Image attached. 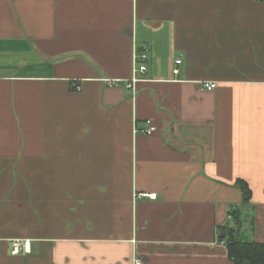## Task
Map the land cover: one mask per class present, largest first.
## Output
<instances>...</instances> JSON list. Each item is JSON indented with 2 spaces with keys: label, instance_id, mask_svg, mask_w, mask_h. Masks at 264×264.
Returning a JSON list of instances; mask_svg holds the SVG:
<instances>
[{
  "label": "crops",
  "instance_id": "0c3cea01",
  "mask_svg": "<svg viewBox=\"0 0 264 264\" xmlns=\"http://www.w3.org/2000/svg\"><path fill=\"white\" fill-rule=\"evenodd\" d=\"M231 208L264 242V0H0V264H234Z\"/></svg>",
  "mask_w": 264,
  "mask_h": 264
},
{
  "label": "trees",
  "instance_id": "16d2710c",
  "mask_svg": "<svg viewBox=\"0 0 264 264\" xmlns=\"http://www.w3.org/2000/svg\"><path fill=\"white\" fill-rule=\"evenodd\" d=\"M237 185L240 186L243 191L244 201H249L251 199V189L249 185L243 180H239ZM229 214L232 216V220L235 221V226H225L224 229H226L228 233L225 237H221V240L226 244L228 257L234 264H264V242L239 239L237 237V232L241 220L240 210L231 208Z\"/></svg>",
  "mask_w": 264,
  "mask_h": 264
},
{
  "label": "built area",
  "instance_id": "2783aa9c",
  "mask_svg": "<svg viewBox=\"0 0 264 264\" xmlns=\"http://www.w3.org/2000/svg\"><path fill=\"white\" fill-rule=\"evenodd\" d=\"M149 53H150V48L149 45L144 43L142 44L136 51H135V68H134V72L135 73H145L148 69L147 66V61L149 59ZM176 65L181 64L182 63V59L178 58L175 60ZM173 72L175 74L180 73V69L178 66H176L173 69ZM139 79L135 76L132 78L131 83L128 84L129 87H133L134 83L136 81H138ZM114 84H119V80H114L113 81ZM203 86L205 88H207L208 90H212L217 86L216 81H205L203 82ZM146 127L141 129V132L146 133V134H151L152 132H154L157 127L152 123L151 120H147L146 121ZM139 197H149L151 199H156L157 198V192H144V193H140L138 194ZM230 218L232 219V216H230ZM22 250L28 251L30 250V245L28 241H22L21 239H16L13 242V248H12V253L13 254H19ZM135 264H142L141 259H136L135 260Z\"/></svg>",
  "mask_w": 264,
  "mask_h": 264
},
{
  "label": "rangeland",
  "instance_id": "374dc122",
  "mask_svg": "<svg viewBox=\"0 0 264 264\" xmlns=\"http://www.w3.org/2000/svg\"><path fill=\"white\" fill-rule=\"evenodd\" d=\"M230 224L233 225V220L230 221ZM245 231H243L241 233V238L242 240H249V237H247L246 235H244Z\"/></svg>",
  "mask_w": 264,
  "mask_h": 264
},
{
  "label": "water",
  "instance_id": "95a60500",
  "mask_svg": "<svg viewBox=\"0 0 264 264\" xmlns=\"http://www.w3.org/2000/svg\"><path fill=\"white\" fill-rule=\"evenodd\" d=\"M227 230L226 229H224L221 233H220V237H225L226 235H227Z\"/></svg>",
  "mask_w": 264,
  "mask_h": 264
}]
</instances>
